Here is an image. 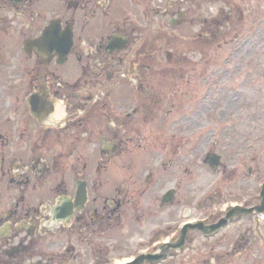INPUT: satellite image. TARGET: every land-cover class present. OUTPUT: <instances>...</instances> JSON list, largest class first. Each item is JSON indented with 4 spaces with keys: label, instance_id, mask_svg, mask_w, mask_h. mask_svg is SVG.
I'll return each mask as SVG.
<instances>
[{
    "label": "rangeland",
    "instance_id": "rangeland-1",
    "mask_svg": "<svg viewBox=\"0 0 264 264\" xmlns=\"http://www.w3.org/2000/svg\"><path fill=\"white\" fill-rule=\"evenodd\" d=\"M123 2L112 7L111 19L95 24L99 30L93 29L90 37L107 35L112 29L135 36L131 48L136 54L128 60L136 62L132 64L136 73L128 74L131 64H126L115 74L117 80L104 79L97 85L94 69L84 71L85 60L70 74L83 81L68 91L79 95L69 98L70 108L93 110L97 125L103 127L99 135L111 139L114 114L106 111L110 105L102 109L87 97L102 99L103 93L111 91L118 92L119 98L132 96L131 102L142 104L143 110L134 119L119 121L120 138L135 146L139 170L149 161L157 167L165 160V189L175 188L180 179L181 185L175 203L162 209L157 206L159 192L136 197L122 218L123 225L131 227L125 231L128 241L122 235L101 241L113 247L108 264L157 253L164 243L179 238L182 223L211 224L231 207L260 205L264 184V0ZM85 80L90 83L86 85ZM100 114L105 116L103 121ZM142 122L150 126L149 131L140 132ZM140 145L158 146L156 158L151 151L141 156ZM207 156L219 157L220 167H212ZM117 166L115 162L113 169L102 174L109 185L120 177ZM236 220L242 223L228 227L211 242L190 232L182 247L169 251L170 259L156 264H264V215ZM67 247L61 239L58 245L43 246L45 253H60L59 257L47 260L39 253L38 260L22 264H92L90 259L82 262L84 246L78 245L74 260L69 261Z\"/></svg>",
    "mask_w": 264,
    "mask_h": 264
},
{
    "label": "flooded vegetation",
    "instance_id": "flooded-vegetation-1",
    "mask_svg": "<svg viewBox=\"0 0 264 264\" xmlns=\"http://www.w3.org/2000/svg\"><path fill=\"white\" fill-rule=\"evenodd\" d=\"M123 3L0 0V264L38 260L39 253L53 260L60 253L48 255L43 246L58 245L61 239L68 245L65 254L69 261L74 260L78 245L84 246L80 251L82 262L90 259L92 264H108L113 247L101 241L120 235L128 241L129 233L125 231L131 227L123 225L122 218L136 197L143 199L159 192L160 209L175 203L181 179L175 188L166 190L165 160L157 167L149 161L139 170L135 146L119 136V121L134 119L143 110L142 104L132 103L130 95L119 98L116 91L103 93L102 99L87 97L102 109L110 105L106 111L114 114L110 120L114 119L111 139L99 135L103 127L97 125L91 113L97 107L91 108L90 113L70 108L69 98L79 95L68 91L83 82L70 74L85 60L84 71L87 74L94 69L97 85L104 79L117 80L115 74L126 64H131L128 74L135 75L132 64L136 62L133 58L128 60L136 54L131 48V39L133 44L137 41L135 36L112 29L107 35L90 37L95 24L111 19L112 7ZM81 54H86L87 59ZM84 82L87 85L90 80ZM116 85L117 89L119 82ZM100 116L103 121L105 116ZM138 128L141 133L150 130L144 122ZM157 148L142 146L139 154L151 151L155 159ZM159 153L162 155V151ZM115 162L120 177L109 185L102 174L104 177L113 169ZM163 187L165 191H160ZM170 192L172 199L165 202ZM228 210L216 222L205 224L217 223ZM245 217L246 214L236 216L225 229L241 224L236 218ZM188 223L193 222L179 225V235ZM215 237L208 238V242Z\"/></svg>",
    "mask_w": 264,
    "mask_h": 264
},
{
    "label": "water",
    "instance_id": "water-1",
    "mask_svg": "<svg viewBox=\"0 0 264 264\" xmlns=\"http://www.w3.org/2000/svg\"><path fill=\"white\" fill-rule=\"evenodd\" d=\"M118 39V38H117ZM119 40V39H118ZM207 161L210 163V165L214 168H218L220 164V158L216 156H207ZM261 204L251 208V209H244L242 207H234L232 208L225 218L221 219L217 224L212 226H206L203 223H197V224H188L186 225L181 232L180 238L175 243H166L160 247V251L157 254H148V255H141L134 261L125 263V264H145V263H153V262H160L163 260H166L168 258V252L170 250H177L178 248L182 247L185 242L187 235L189 231L191 230H199L205 233L206 235H213L219 230H221L223 227H225L229 219L235 216L236 214L240 213H246V214H258V215H264V185L261 193ZM172 199V192H170L164 199L165 202H169Z\"/></svg>",
    "mask_w": 264,
    "mask_h": 264
}]
</instances>
